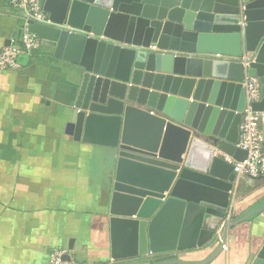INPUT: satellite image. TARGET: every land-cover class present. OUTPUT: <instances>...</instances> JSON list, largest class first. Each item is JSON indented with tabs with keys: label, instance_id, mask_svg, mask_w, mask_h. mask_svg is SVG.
<instances>
[{
	"label": "water",
	"instance_id": "95a60500",
	"mask_svg": "<svg viewBox=\"0 0 264 264\" xmlns=\"http://www.w3.org/2000/svg\"><path fill=\"white\" fill-rule=\"evenodd\" d=\"M53 1L52 24L28 30L81 68L82 140L116 150L111 260L200 248L264 210L228 218L233 185L220 171L232 166L216 155L246 158V77L258 82L252 109L264 110V0ZM249 264H264V240Z\"/></svg>",
	"mask_w": 264,
	"mask_h": 264
},
{
	"label": "crops",
	"instance_id": "0c3cea01",
	"mask_svg": "<svg viewBox=\"0 0 264 264\" xmlns=\"http://www.w3.org/2000/svg\"><path fill=\"white\" fill-rule=\"evenodd\" d=\"M51 4L60 11V1ZM23 22L0 0V50L18 43ZM53 51L40 44L19 55L16 68L0 70V264H50L54 251L75 264H249L264 240V210L200 248L111 260L116 150L82 140L84 116L73 108L81 68ZM262 137L264 144V126ZM220 173L232 180L230 218L264 203V178Z\"/></svg>",
	"mask_w": 264,
	"mask_h": 264
},
{
	"label": "built area",
	"instance_id": "2783aa9c",
	"mask_svg": "<svg viewBox=\"0 0 264 264\" xmlns=\"http://www.w3.org/2000/svg\"><path fill=\"white\" fill-rule=\"evenodd\" d=\"M8 6L23 15L21 44L11 43L0 50V70L17 67L16 58L38 49L40 40L28 30V22L51 25L48 14L43 10L39 0H8ZM245 91V106L239 123L238 149L246 151L243 161H237L221 152L217 153L225 162L232 166L237 178H257L264 176V149L262 127L264 126V111H254L252 105L259 101L258 82L256 78L246 77L243 81ZM228 218L230 216L228 215ZM227 218V219H228ZM50 264H75L64 261L56 253Z\"/></svg>",
	"mask_w": 264,
	"mask_h": 264
},
{
	"label": "rangeland",
	"instance_id": "374dc122",
	"mask_svg": "<svg viewBox=\"0 0 264 264\" xmlns=\"http://www.w3.org/2000/svg\"><path fill=\"white\" fill-rule=\"evenodd\" d=\"M254 215H255V214H254ZM56 253H57L56 251H54V252L51 253V255H50V260L52 259V257H53ZM58 254H60V253L58 252Z\"/></svg>",
	"mask_w": 264,
	"mask_h": 264
}]
</instances>
